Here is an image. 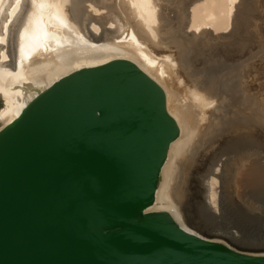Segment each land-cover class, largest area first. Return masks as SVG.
I'll return each instance as SVG.
<instances>
[{"label":"water","instance_id":"obj_1","mask_svg":"<svg viewBox=\"0 0 264 264\" xmlns=\"http://www.w3.org/2000/svg\"><path fill=\"white\" fill-rule=\"evenodd\" d=\"M179 127L126 58L83 66L0 129V264H264L155 209Z\"/></svg>","mask_w":264,"mask_h":264},{"label":"bare ground","instance_id":"obj_2","mask_svg":"<svg viewBox=\"0 0 264 264\" xmlns=\"http://www.w3.org/2000/svg\"><path fill=\"white\" fill-rule=\"evenodd\" d=\"M115 58L162 87L179 127L153 208L199 234L186 225L184 203L200 165L201 201L214 216L226 198L236 202L234 189L264 187V153L209 163L222 140L264 147V0H0V129L62 76Z\"/></svg>","mask_w":264,"mask_h":264},{"label":"rangeland","instance_id":"obj_3","mask_svg":"<svg viewBox=\"0 0 264 264\" xmlns=\"http://www.w3.org/2000/svg\"><path fill=\"white\" fill-rule=\"evenodd\" d=\"M248 140H250V141H248ZM248 140H244V141L237 140V142H235V145L234 144L232 145V143L230 144L229 142L226 143L225 140H222V142L220 141L216 146L214 145V147H213L214 149L212 148L213 150L210 153L211 155H209L210 156L209 163L215 159V163H216L215 165L218 166L219 163L220 164L222 162L225 163L226 162L225 160L231 161L234 158L235 154L237 152H242V150H243L242 153H250L251 154L253 152L251 154V156L254 155L253 157L261 156L262 153H264L263 145L261 143H259L257 140L255 141V139H253V140L248 139ZM229 144L231 145L232 148L229 147L230 146ZM257 145H258V147H257ZM260 150H261V152H260ZM200 167H201V165L196 169V173H195L196 178L200 181H198V180H196V178H194L195 179L194 180V183H195L194 188L192 187V191H190V194L188 196L189 198L191 197L192 200L189 199L187 201V199H186L187 202L185 201V203H184V211H186L185 214L186 215L188 214L187 216H189V218L187 217L186 225H188V227H190V228L192 227V230L193 231L195 230L199 234H202V235L214 238V239L218 238V240L226 242L229 245H232V246L240 248V249L248 250L250 248L264 247V215H263L264 214V192H263L264 189H262L264 187L257 186V189H256V186L248 185L244 188H241V187L237 188V190L239 192L241 191L240 193L234 189L232 199L234 198L233 199L234 201L236 199L237 203L233 201L234 203L231 204L232 201H229V199L231 200V198H226L224 210L221 213H219V216H214L210 212L205 210L206 208H204V205L201 201L202 196H203L202 191H201V186H202V184H201L202 180L201 179L203 177L202 175H204V173L206 171V168L203 166V168L201 167L202 169L199 170ZM197 171H199V172H197ZM196 184H197V186H196ZM247 187L249 189H247ZM245 189H247L246 190L247 193H246ZM200 191H201V193H200ZM244 194H245V198H244ZM242 195H243V197H242ZM240 198H241V202H243V203H241L243 207L247 206L245 204H249L248 202L250 201L249 205L252 208V210L249 209L250 208L249 205L247 206V208L245 207L243 209L241 204H239ZM242 198H243V201H242ZM229 204H231L232 206ZM185 205H186V207H185ZM185 208H187V209H185ZM200 208H203V209L200 210ZM226 209H229V210H226ZM249 210H250V212H249ZM225 211H226V213H225ZM258 211H259V213H258ZM208 213H210V216H208ZM222 213H224V214H222ZM254 213H255V216L253 215ZM228 230L237 232L238 235L240 236V240L239 241L230 240V239H227L221 235L222 232L228 231ZM218 233H219V235H218Z\"/></svg>","mask_w":264,"mask_h":264}]
</instances>
